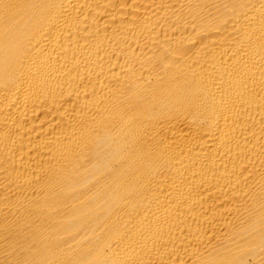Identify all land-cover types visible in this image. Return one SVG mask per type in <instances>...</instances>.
<instances>
[{
    "label": "bare ground",
    "instance_id": "1",
    "mask_svg": "<svg viewBox=\"0 0 264 264\" xmlns=\"http://www.w3.org/2000/svg\"><path fill=\"white\" fill-rule=\"evenodd\" d=\"M0 264H264V0H0Z\"/></svg>",
    "mask_w": 264,
    "mask_h": 264
}]
</instances>
